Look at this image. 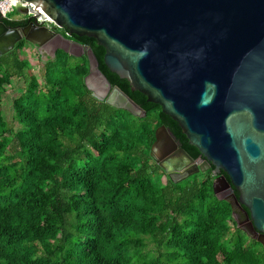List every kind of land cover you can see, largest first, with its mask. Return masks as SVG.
<instances>
[{"label": "trees", "instance_id": "obj_1", "mask_svg": "<svg viewBox=\"0 0 264 264\" xmlns=\"http://www.w3.org/2000/svg\"><path fill=\"white\" fill-rule=\"evenodd\" d=\"M2 19L10 27L30 21ZM70 38L91 47L112 85L147 114L94 96L86 55L74 62L58 48L44 61L26 59L25 39L0 54V264H264V245L214 193L212 168L176 181L151 157L162 124L202 156L178 122L106 66L97 39ZM15 79L24 89L9 121L2 99Z\"/></svg>", "mask_w": 264, "mask_h": 264}, {"label": "water", "instance_id": "obj_2", "mask_svg": "<svg viewBox=\"0 0 264 264\" xmlns=\"http://www.w3.org/2000/svg\"><path fill=\"white\" fill-rule=\"evenodd\" d=\"M26 1L34 3L27 25L10 27L0 16V54L23 39L51 45L54 54L58 48L72 53L57 38L81 46L70 36L97 39L106 66L160 104L202 155L192 157L162 124L151 157L166 172H179L176 181L212 168L216 196L231 204L238 227L264 245V0ZM84 55L94 96L146 116L112 85L91 47ZM163 156L176 165L165 166Z\"/></svg>", "mask_w": 264, "mask_h": 264}, {"label": "rangeland", "instance_id": "obj_3", "mask_svg": "<svg viewBox=\"0 0 264 264\" xmlns=\"http://www.w3.org/2000/svg\"><path fill=\"white\" fill-rule=\"evenodd\" d=\"M13 17L15 16H21L20 11H16L15 13L11 14ZM59 45L65 46L67 44H65L64 42H58ZM69 46H67L66 48L72 52L70 54H72L74 56V58L72 59V61H79L81 60V55H84L85 50H83L81 47L77 46V45H73L71 42L68 44ZM73 45V46H72ZM54 47L51 45H48L46 47V49L44 47H37L34 44H32L31 42L27 41L25 46L21 49L20 53L22 55L23 58L26 59H36L38 57V55L40 54L41 56V60H46L48 58V56H54V52H53ZM68 52V51H67ZM31 70L33 71V73L38 77L39 81L41 84H43L45 82V78L43 76V69H42V63L40 62H34L31 66ZM24 89V84L23 81H18L17 79L13 80V84L12 86L9 88V92L7 94L4 95L3 99H2V104H3V109L6 113V117L7 119L10 121L12 120V114H13V108H12V100L18 96ZM14 124V129L17 130L19 129L21 126L20 124L13 120L12 121ZM170 177L174 180L179 179L181 177V175H174L172 177V175H170ZM166 179V176L163 177V180ZM247 230V228H246Z\"/></svg>", "mask_w": 264, "mask_h": 264}, {"label": "built area", "instance_id": "obj_4", "mask_svg": "<svg viewBox=\"0 0 264 264\" xmlns=\"http://www.w3.org/2000/svg\"><path fill=\"white\" fill-rule=\"evenodd\" d=\"M31 7H34V3L26 0H0V16L5 18L11 17L12 13H15L17 10L22 8V9H26L27 12L26 13L21 12V16L32 17L33 12ZM37 9L41 11L40 7H37ZM21 16H17V17H21ZM23 18H27V17H21L15 19H23ZM36 20L43 21L50 28L56 26L55 22L47 16L45 18L38 16L36 17Z\"/></svg>", "mask_w": 264, "mask_h": 264}, {"label": "flooded vegetation", "instance_id": "obj_5", "mask_svg": "<svg viewBox=\"0 0 264 264\" xmlns=\"http://www.w3.org/2000/svg\"><path fill=\"white\" fill-rule=\"evenodd\" d=\"M21 17H27V18L29 19V16H21ZM29 20H30V19H29ZM57 31L60 32V31H59V28H57ZM57 41H58V42H64L65 44H67L66 47L69 46L68 44L70 43V42H68V41H62V40L60 41L59 38H57L56 42H57ZM71 43H72L73 45H77V46L81 47L83 50H85V53H88V47H89V46H87V45H85V44H83V46H81V45L76 44L75 42H71ZM73 45H72V46H73ZM37 47H38V46H37ZM64 47H65V46H64ZM45 49H46V48H45ZM0 52H1V50H0ZM94 81H96V80L94 79ZM155 154H156V152H155ZM199 157H200V156H199ZM199 157H196V158H199ZM196 158H195V159H196ZM159 159H160V162L162 161L163 164H164L165 166H167V167H168L169 165H172V166H175V165H176V163L173 162L172 159H168V160H167L166 156H163V157H161V158H159ZM156 163H157V162H156ZM167 173H168L169 176L172 175V177H173L174 175H180L179 172H174L173 170H170V172H167ZM176 180H177V179H176ZM239 216H240L241 219H244L242 215L239 214ZM246 233H247V232H246Z\"/></svg>", "mask_w": 264, "mask_h": 264}, {"label": "crops", "instance_id": "obj_6", "mask_svg": "<svg viewBox=\"0 0 264 264\" xmlns=\"http://www.w3.org/2000/svg\"><path fill=\"white\" fill-rule=\"evenodd\" d=\"M14 18H21V17H17V16H15Z\"/></svg>", "mask_w": 264, "mask_h": 264}, {"label": "clouds", "instance_id": "obj_7", "mask_svg": "<svg viewBox=\"0 0 264 264\" xmlns=\"http://www.w3.org/2000/svg\"><path fill=\"white\" fill-rule=\"evenodd\" d=\"M21 13V12H20Z\"/></svg>", "mask_w": 264, "mask_h": 264}]
</instances>
